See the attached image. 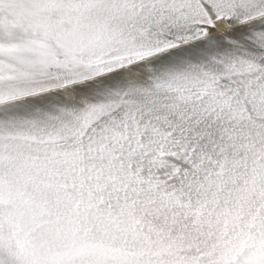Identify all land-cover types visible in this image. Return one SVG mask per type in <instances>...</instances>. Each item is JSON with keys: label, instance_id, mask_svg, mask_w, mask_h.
Segmentation results:
<instances>
[{"label": "snow or ice", "instance_id": "1", "mask_svg": "<svg viewBox=\"0 0 264 264\" xmlns=\"http://www.w3.org/2000/svg\"><path fill=\"white\" fill-rule=\"evenodd\" d=\"M0 264H264V0H0Z\"/></svg>", "mask_w": 264, "mask_h": 264}]
</instances>
